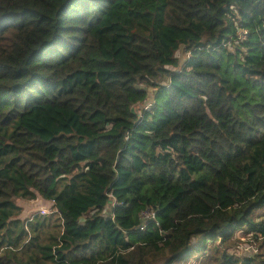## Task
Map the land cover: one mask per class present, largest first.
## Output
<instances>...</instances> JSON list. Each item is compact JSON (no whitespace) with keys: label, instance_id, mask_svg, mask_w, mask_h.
I'll list each match as a JSON object with an SVG mask.
<instances>
[{"label":"trees","instance_id":"obj_1","mask_svg":"<svg viewBox=\"0 0 264 264\" xmlns=\"http://www.w3.org/2000/svg\"><path fill=\"white\" fill-rule=\"evenodd\" d=\"M192 257L264 264V0H0V264Z\"/></svg>","mask_w":264,"mask_h":264},{"label":"rangeland","instance_id":"obj_2","mask_svg":"<svg viewBox=\"0 0 264 264\" xmlns=\"http://www.w3.org/2000/svg\"><path fill=\"white\" fill-rule=\"evenodd\" d=\"M181 52H182V48H181ZM178 57H179V54H178ZM182 58H183V55H182ZM184 59V58H183ZM168 69L172 70V68L168 67ZM153 89L151 88H148L146 91H148L147 93V97L144 98L145 101L141 103V108H144L146 107L149 103H150V98H151V91ZM24 212H23V217H29L31 214L33 213H39V214H47L49 213L50 211V206L49 204L41 201V200H37V201H34V202H22L21 204ZM42 213H41V212ZM237 236H239V234H237ZM217 243H213V245H216ZM246 244V245H245ZM209 245V243H208ZM248 245H254L252 244V242L248 241L247 239L245 238H242V240H240L239 242H236L235 243V247H231V248H228L229 252L230 253H235V254H239V255H248V252L250 250V247ZM207 247H210L207 246ZM219 248H221V246H218ZM197 259H195L194 257L188 259V261L186 262V264H197Z\"/></svg>","mask_w":264,"mask_h":264},{"label":"built area","instance_id":"obj_3","mask_svg":"<svg viewBox=\"0 0 264 264\" xmlns=\"http://www.w3.org/2000/svg\"><path fill=\"white\" fill-rule=\"evenodd\" d=\"M146 108H147V106L144 107L143 109H146ZM153 217H154V215H153V213L150 210L146 209V210L142 211V217H141L142 220H151V219H153ZM240 240H242V238H240ZM248 246L250 247L248 255L254 254L256 252L255 246L254 245H248ZM245 256H247V255H245Z\"/></svg>","mask_w":264,"mask_h":264},{"label":"water","instance_id":"obj_4","mask_svg":"<svg viewBox=\"0 0 264 264\" xmlns=\"http://www.w3.org/2000/svg\"><path fill=\"white\" fill-rule=\"evenodd\" d=\"M178 54H179V57H178V65H181L182 62H183L182 52H181V45L179 46Z\"/></svg>","mask_w":264,"mask_h":264},{"label":"clouds","instance_id":"obj_5","mask_svg":"<svg viewBox=\"0 0 264 264\" xmlns=\"http://www.w3.org/2000/svg\"><path fill=\"white\" fill-rule=\"evenodd\" d=\"M149 104H150V103H149ZM149 104H148V105H149ZM148 105H147V106H148Z\"/></svg>","mask_w":264,"mask_h":264}]
</instances>
